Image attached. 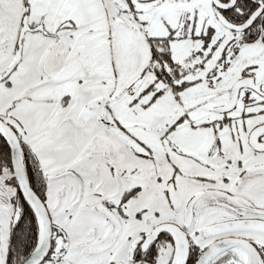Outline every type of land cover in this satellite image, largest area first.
Segmentation results:
<instances>
[{
	"label": "snow or ice",
	"instance_id": "6c2138e0",
	"mask_svg": "<svg viewBox=\"0 0 264 264\" xmlns=\"http://www.w3.org/2000/svg\"><path fill=\"white\" fill-rule=\"evenodd\" d=\"M0 264H264V0H0Z\"/></svg>",
	"mask_w": 264,
	"mask_h": 264
}]
</instances>
